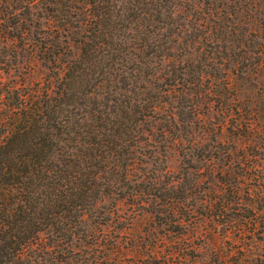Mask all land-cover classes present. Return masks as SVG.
<instances>
[{
	"label": "trees",
	"instance_id": "1",
	"mask_svg": "<svg viewBox=\"0 0 264 264\" xmlns=\"http://www.w3.org/2000/svg\"><path fill=\"white\" fill-rule=\"evenodd\" d=\"M0 1V264H264V0Z\"/></svg>",
	"mask_w": 264,
	"mask_h": 264
},
{
	"label": "rangeland",
	"instance_id": "2",
	"mask_svg": "<svg viewBox=\"0 0 264 264\" xmlns=\"http://www.w3.org/2000/svg\"><path fill=\"white\" fill-rule=\"evenodd\" d=\"M2 3V1H0V4ZM18 2L15 3V6L17 5ZM20 4V3H19ZM22 5V4H20ZM18 6V5H17ZM20 6H18L19 8ZM3 9V7H2ZM21 9L19 10H16L17 12L21 11ZM21 18V17H20ZM27 23V22H26ZM26 23H24V25L22 26L23 27V30L22 33H24L22 35L21 38L19 37H14V38H10L9 39H14L13 42L18 45V47H21L22 45V41L21 39H25L24 37L26 36V39H28L29 42H32L30 39H35L33 37V28L31 26H28ZM3 25H0V39H2V37L5 36V34H3ZM19 33V32H18ZM17 34V33H16ZM20 39V40H19ZM31 48H29L28 50H30ZM27 50V51H28ZM74 51H76V49H74ZM29 55L27 56V59L25 54L24 57H20L19 58V61L22 62L21 64L18 62V66H19V71L22 72L23 75H27L29 74V80H40V79H43L44 77H46V74H47V69L45 67L42 66V64L40 63V61H38L36 58H32V56H30V52H28ZM25 61L26 63H28L30 61V64L28 66H25ZM1 75L3 77H5V75L3 74L2 71H0ZM262 74L264 75V69L262 71ZM259 75L258 76V83L255 84L254 86V83L256 80H252V81H249V85L247 86V88L249 89V92H246L245 94L243 95H240V98H245L243 101H241V105H244V104H254V103H251L252 101L249 102V100L247 99V96H249L250 94L248 93H252L254 94L256 97H253L255 99H253L254 101L256 102H264V84H261V81H264V76ZM257 79V80H258ZM263 104V103H262ZM263 106V105H262ZM264 108V107H263ZM214 113V112H212ZM204 121L206 123H211V126H213L215 122H217L216 120V117L214 116V114H210V115H207L204 117ZM262 124V123H261ZM210 126V127H211ZM225 132L227 133L228 132V129H225ZM263 132H264V129H263ZM229 135V133H228ZM225 138H227L228 136L225 135L224 136ZM178 163H179V160H178V156H177V153L176 151L174 150H171L168 154V157H167V167L169 170L171 171H174L177 166H178ZM126 208V207H124ZM152 226V222H151V217L147 214H141V215H137L134 219H133V222H132V226L126 231V233H129L130 234V237L132 236H141V235H144L145 233H147V231H149V229L151 228ZM202 229L201 231H206V229L208 228V226H201ZM199 242V241H198ZM164 243L161 244V246H163ZM262 250H263V254H264V241L262 242ZM138 260V258H131V261H136ZM140 264H143V260H139L138 261ZM135 263V262H133Z\"/></svg>",
	"mask_w": 264,
	"mask_h": 264
}]
</instances>
